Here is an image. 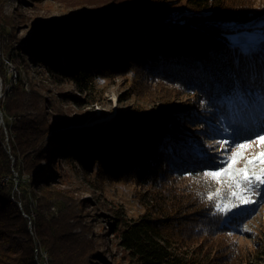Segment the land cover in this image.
<instances>
[{
  "label": "trees",
  "instance_id": "trees-1",
  "mask_svg": "<svg viewBox=\"0 0 264 264\" xmlns=\"http://www.w3.org/2000/svg\"><path fill=\"white\" fill-rule=\"evenodd\" d=\"M85 21L75 37L61 33V51L50 40L33 52L54 86L68 84L91 98L59 92L56 103L92 104L103 96L98 80L121 77L129 83L126 97L132 92L154 99L162 110L118 113L72 142L48 113H59L55 102L27 89L20 70L10 82L2 58L0 76L10 84L0 99L7 130L0 128V264L94 263L86 231H75L86 199L76 202L72 188L45 178L55 158L75 174L83 172L99 193L105 184L144 188L137 218L108 210L114 242L107 264H239L232 228L222 223L214 199H207L215 184L202 174L220 159L204 140L210 131L221 135V119L236 112L239 101L249 106L264 98V37L251 48L240 45L244 33L264 36L262 9L256 0H127ZM17 28L0 10V51L15 69L25 64ZM191 92L199 134L188 131L196 126H182L192 120L182 104Z\"/></svg>",
  "mask_w": 264,
  "mask_h": 264
},
{
  "label": "rangeland",
  "instance_id": "rangeland-1",
  "mask_svg": "<svg viewBox=\"0 0 264 264\" xmlns=\"http://www.w3.org/2000/svg\"><path fill=\"white\" fill-rule=\"evenodd\" d=\"M117 1L120 3L127 2V0H47L35 3L32 0H0V10L14 18V24L18 27L16 36L24 43L22 56L25 64L16 66L17 69H15L14 64L2 56L0 51V61L3 58L7 64L5 72L7 79H10L12 83L15 82L17 70H20L21 78L27 89L31 87L45 97L51 98V101L55 102V106H57L56 109H59V113L50 110L48 113H52L51 116L54 120L60 122L59 126L62 127L60 130H65V136L71 137L69 140L72 142L81 136H86L90 130H98L107 126L118 113L131 115L132 111L135 112L140 109L143 114H147L159 113L162 110L159 107V102L154 99L143 101L140 98L141 95L136 96L132 92L130 96L126 97L124 92L129 87V83H125L121 77L96 82V89L103 93L102 97L97 96V102L84 104L83 102L75 103L71 100L66 104L56 103L55 95L59 92H66L84 101L91 98L79 94L68 84L57 88L44 74V67L34 60L33 52L38 44L54 40L55 48L58 49V52L61 51L63 49L60 39L62 32L63 34L70 33L71 37H75L76 33L78 34L79 30L85 27L84 22H86L85 18L88 15L100 14L103 10L109 9L112 2L116 3ZM256 4L262 9V18H264V0H256ZM263 37L258 31L244 33L240 45L243 48H251ZM9 84H4L0 76V99L3 97L4 89L9 88ZM192 95L191 92L190 95L185 94L182 97V104L185 106L184 116L185 118H189L188 116L192 118L191 121L187 122V125L182 126H196L189 128L188 131L192 134H199L193 130L197 127L202 128V124L201 121L193 122L196 119V113L199 114V112L195 104L192 105L193 108L189 105V98H192ZM219 101L223 102L222 100ZM238 104L239 107L236 112L228 111V118L221 119L219 125L222 127L221 135L216 131H210V137L204 140L210 150L219 156L220 163L214 169L222 167L221 162L232 151L236 150L235 144L245 142L254 133L264 129V98L249 106L242 101H239ZM60 119L64 123L59 121ZM136 119L133 116L129 122L132 123ZM0 128L4 133H7L3 126L1 114ZM4 147L9 153L7 139H5ZM262 150L264 148L253 143L250 148L243 150L244 155L235 167H244L248 158L255 156ZM259 168L260 165L257 164L255 170L258 171ZM47 169L44 171L45 178L51 182H62L61 188H72L76 202L80 199H86V205L80 203L81 209H77V213L80 212L78 213L80 218L75 223L78 226L75 231H78L79 226L86 231L87 249L92 250V253L95 254L92 256L93 264H107L111 260L108 251L114 242L112 234L107 231L109 227L108 216L110 215L108 210L120 209L128 218H137L143 212L140 194L144 188L139 187L136 182L105 184L99 193L87 185L83 172L75 174L60 158L53 159L52 164ZM15 182H18L17 178H15ZM214 184L211 191L214 202L229 204L230 207L231 202L228 199L215 195L217 188H220L221 185L215 182ZM252 198L256 200L255 204H241L231 208L227 213H221L222 223L232 228L233 238L237 241L238 254L242 257L239 264H246L247 259V264H264V194L254 195ZM112 249L115 252L114 246ZM243 258H246V261H243ZM126 263L127 261L122 262V264Z\"/></svg>",
  "mask_w": 264,
  "mask_h": 264
},
{
  "label": "snow or ice",
  "instance_id": "snow-or-ice-1",
  "mask_svg": "<svg viewBox=\"0 0 264 264\" xmlns=\"http://www.w3.org/2000/svg\"><path fill=\"white\" fill-rule=\"evenodd\" d=\"M255 143L258 147L264 148V129L253 134V136L245 142L235 144V149L224 161L219 169L208 170L202 174V178L211 180L218 185L215 195L220 198L228 199L231 204L216 203L215 208L218 212L227 213L231 208H235L241 204H255L254 195L264 194V150L255 156L248 158L244 167L236 168L243 157L244 152ZM259 164L258 171L255 166ZM209 201L213 200V196L208 195Z\"/></svg>",
  "mask_w": 264,
  "mask_h": 264
},
{
  "label": "bare ground",
  "instance_id": "bare-ground-1",
  "mask_svg": "<svg viewBox=\"0 0 264 264\" xmlns=\"http://www.w3.org/2000/svg\"><path fill=\"white\" fill-rule=\"evenodd\" d=\"M44 257L46 258V255H44Z\"/></svg>",
  "mask_w": 264,
  "mask_h": 264
}]
</instances>
